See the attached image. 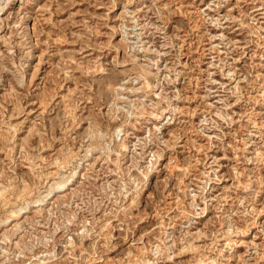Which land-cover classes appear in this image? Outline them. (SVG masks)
Instances as JSON below:
<instances>
[{
    "label": "rangeland",
    "instance_id": "374dc122",
    "mask_svg": "<svg viewBox=\"0 0 264 264\" xmlns=\"http://www.w3.org/2000/svg\"><path fill=\"white\" fill-rule=\"evenodd\" d=\"M203 262L264 264V0H0V264Z\"/></svg>",
    "mask_w": 264,
    "mask_h": 264
},
{
    "label": "bare ground",
    "instance_id": "6f19581e",
    "mask_svg": "<svg viewBox=\"0 0 264 264\" xmlns=\"http://www.w3.org/2000/svg\"><path fill=\"white\" fill-rule=\"evenodd\" d=\"M26 23V22H25ZM28 23V22H27ZM29 26V25H28ZM29 31V30H28ZM125 147V146H124ZM70 178V177H69ZM60 183H62V182H60ZM15 213V212H14ZM201 263V262H200ZM203 264H204V262H203Z\"/></svg>",
    "mask_w": 264,
    "mask_h": 264
}]
</instances>
